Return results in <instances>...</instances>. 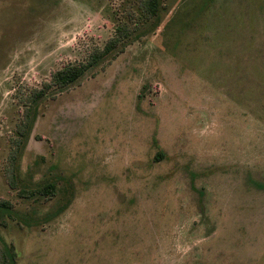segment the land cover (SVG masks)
I'll use <instances>...</instances> for the list:
<instances>
[{
  "label": "rangeland",
  "instance_id": "374dc122",
  "mask_svg": "<svg viewBox=\"0 0 264 264\" xmlns=\"http://www.w3.org/2000/svg\"><path fill=\"white\" fill-rule=\"evenodd\" d=\"M146 1L0 0V264H264V0Z\"/></svg>",
  "mask_w": 264,
  "mask_h": 264
},
{
  "label": "trees",
  "instance_id": "16d2710c",
  "mask_svg": "<svg viewBox=\"0 0 264 264\" xmlns=\"http://www.w3.org/2000/svg\"><path fill=\"white\" fill-rule=\"evenodd\" d=\"M145 6L149 9V11H152L154 8V1H146L144 7ZM125 28L126 27L124 25H116L114 27L113 33L105 40L103 45L100 48L97 47L88 53V56L85 59L74 62L67 61L62 65L52 69L50 71L49 77L46 80H43L40 86L31 88V91L25 95V100L32 104L36 98L45 95L49 89H64L77 82L79 77L91 66H93L101 56L108 52L110 53L112 50L118 47L119 40L123 37V35L127 34ZM121 47L122 46H119L117 49H120ZM113 53L114 51L111 53V55ZM25 116H27L26 112ZM25 133L26 130L24 125V127H22V129L19 131V134L23 136ZM153 156L155 159L159 158L160 152L157 151ZM8 182L12 184L11 175L8 179ZM19 191L20 195H29L30 193L34 192L52 194L53 183L48 181L44 185H38L32 188H20ZM7 205L8 201L5 199H0V207H6ZM5 256L8 259L9 264H13L12 252L7 250V254Z\"/></svg>",
  "mask_w": 264,
  "mask_h": 264
}]
</instances>
